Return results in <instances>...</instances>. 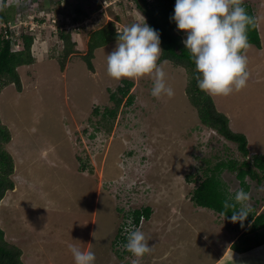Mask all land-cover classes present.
Instances as JSON below:
<instances>
[{"label": "rangeland", "instance_id": "374dc122", "mask_svg": "<svg viewBox=\"0 0 264 264\" xmlns=\"http://www.w3.org/2000/svg\"><path fill=\"white\" fill-rule=\"evenodd\" d=\"M20 2L16 6L8 0L0 7V12L12 14L16 32L29 30L36 38L35 61L18 67L22 89L3 83L0 91V117L12 133L5 148L15 161V188L0 202L5 238L21 247L26 264H74L69 245L92 251L94 264L211 262L243 226L201 207L191 196L206 167L245 156L235 142L201 123L186 93L190 79L184 67L170 60L157 62L174 95L156 98L148 75L119 81L108 76L106 58L117 40L95 50L94 71L83 58L92 32L110 20L117 30L147 23L136 0ZM244 3L257 17L262 47L250 43L244 53L249 72L245 88L212 96L231 117V127L249 135L251 152L264 154V0ZM53 19L76 23L73 34L69 32L73 53L64 54L66 43L53 31ZM4 28L0 17V31ZM125 80L132 85L124 95L120 87L126 88ZM116 105L115 117L105 114ZM221 179L233 202L242 188L249 194L245 204L250 211L264 206V182L247 177L246 189L228 168ZM145 206L150 216L135 227L151 251L137 258L124 250L127 241L120 227L132 218L127 215L131 208Z\"/></svg>", "mask_w": 264, "mask_h": 264}, {"label": "clouds", "instance_id": "9594fccd", "mask_svg": "<svg viewBox=\"0 0 264 264\" xmlns=\"http://www.w3.org/2000/svg\"><path fill=\"white\" fill-rule=\"evenodd\" d=\"M19 1L21 0H9V4L20 6L22 2ZM243 2L244 0H176L175 2L172 19L176 22L178 30L187 33L186 39L182 42L194 61L197 86L210 95L228 96L247 86L248 58L244 53L251 46L247 35L248 27L254 26L255 21L242 6ZM6 5L0 0V7ZM11 19H2L5 28L1 32L5 38L11 40L13 50H20L24 47L23 35L33 34L29 30L16 32L11 27L13 23ZM70 30L59 33L53 31L57 34L62 32L73 34ZM34 40L36 41L35 37ZM116 40L115 48L106 58L108 76L119 81L148 75L153 79L151 95L156 98L167 95L171 98L174 90L166 84V73L157 63L162 51L159 32L145 21L136 22L118 29ZM32 53L36 56L33 51ZM249 199V194L241 188L235 193L234 203H229L227 200L224 202L225 209H234L232 222L242 223L248 216L250 206L245 202ZM237 204L241 205L239 209H236ZM144 208L146 206L131 208L127 215L131 216L135 209ZM261 212L264 210L253 214ZM222 215L226 216V213ZM145 216L142 213L139 223H135L129 217L126 226L122 229L125 234L122 239L127 241L123 245L124 250L137 258L151 251L144 233L135 227L141 225ZM243 229L245 231L244 227ZM69 251L72 253L74 264H94L96 257L92 251H82L75 245H69ZM132 264H138L137 260H133Z\"/></svg>", "mask_w": 264, "mask_h": 264}, {"label": "trees", "instance_id": "16d2710c", "mask_svg": "<svg viewBox=\"0 0 264 264\" xmlns=\"http://www.w3.org/2000/svg\"><path fill=\"white\" fill-rule=\"evenodd\" d=\"M6 2L7 0H3L4 5ZM136 2L147 17V24L160 34V47L162 51L158 61L170 60L175 65L182 66L187 70L190 80L186 87V93L190 102L196 107L201 123L217 131L226 139L235 142L240 152L245 156L242 161L237 159L222 160L214 166L206 167L205 177L194 189L191 196V199L198 205L214 209L220 214L226 213V216L231 219L234 209H225L223 206L226 200L229 203H234L223 189L224 183L221 179L223 169L228 168L235 171L241 183L248 189L247 177L260 182L264 180V154L259 152L251 153L247 134L235 131L230 125L231 117L225 111L219 109L213 96L198 88L195 79L197 73L194 61L182 42L185 39V32L184 30H178L176 22L172 19L176 0H136ZM242 6L255 21L254 26L248 27V41L261 48L262 39L254 10L244 2ZM78 11L82 12L83 10L78 8ZM0 17L1 19L8 20L12 17V14L2 12L1 10ZM60 35L66 43L64 54L68 55L76 51L74 42L71 41L70 33L62 32ZM116 37L117 28L112 20L92 32L88 43V52L83 56L91 70H95V66L93 65L95 50L116 40ZM23 40L24 47L20 50H13L11 40L5 38L0 31V91L3 83L12 82L15 83L18 90H21L22 78L18 67L23 64H32L35 61V56L32 53L33 35L24 34ZM64 63L65 61H62L63 68ZM124 83H127L126 88L124 86L120 88L122 94L125 95L129 91L132 82L125 80ZM112 97L118 105L120 103L119 98L115 97V95ZM129 99L132 102L134 95H130ZM117 105L115 108H107L105 114L115 117L118 113ZM11 139V130L8 125L3 123L0 117V202L7 191L15 188V180L12 177L15 170V161L13 154L5 148V143ZM206 161L209 162L208 160ZM188 177L191 178L190 175ZM239 207L240 205L237 204L236 209H239ZM150 210V207H146L143 210L135 209L131 215L132 219L135 223H139L142 213L149 217ZM253 213L250 211L242 223L240 221L237 222L245 228L243 235L257 231L258 236L263 235L264 239V212L259 214ZM122 229L123 227L121 226L120 230ZM236 246V244H233V247ZM22 254L23 250L21 247L8 241L5 238L4 229L0 226V264H26L22 259Z\"/></svg>", "mask_w": 264, "mask_h": 264}, {"label": "crops", "instance_id": "0c3cea01", "mask_svg": "<svg viewBox=\"0 0 264 264\" xmlns=\"http://www.w3.org/2000/svg\"><path fill=\"white\" fill-rule=\"evenodd\" d=\"M249 136V135H248ZM250 141V140H249ZM264 210V206L260 211ZM258 211V212H260ZM238 224L237 222H235ZM240 227V226H239ZM238 228V227H237ZM242 230H234V237H230L223 247H220L218 255L211 261L207 260L208 264H264V239L263 236L256 234H245L242 237ZM262 236V237H261ZM236 244V247H233ZM23 259L28 258L25 254ZM25 260V261H26Z\"/></svg>", "mask_w": 264, "mask_h": 264}, {"label": "built area", "instance_id": "2783aa9c", "mask_svg": "<svg viewBox=\"0 0 264 264\" xmlns=\"http://www.w3.org/2000/svg\"><path fill=\"white\" fill-rule=\"evenodd\" d=\"M54 24L51 25V27L53 28V30L57 33H59L60 31H68L70 30L72 27H75L76 23L73 24H67V23H59L57 22V19H53L52 20Z\"/></svg>", "mask_w": 264, "mask_h": 264}]
</instances>
